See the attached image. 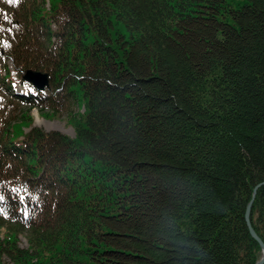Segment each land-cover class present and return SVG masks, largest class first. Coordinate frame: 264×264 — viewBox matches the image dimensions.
Masks as SVG:
<instances>
[{
	"label": "trees",
	"instance_id": "trees-1",
	"mask_svg": "<svg viewBox=\"0 0 264 264\" xmlns=\"http://www.w3.org/2000/svg\"><path fill=\"white\" fill-rule=\"evenodd\" d=\"M7 60L51 87L0 118V264L260 259L264 0H0Z\"/></svg>",
	"mask_w": 264,
	"mask_h": 264
},
{
	"label": "rangeland",
	"instance_id": "rangeland-1",
	"mask_svg": "<svg viewBox=\"0 0 264 264\" xmlns=\"http://www.w3.org/2000/svg\"><path fill=\"white\" fill-rule=\"evenodd\" d=\"M47 7H49L48 4ZM5 65L8 67V71L11 74V79L16 82V85L14 88H11L9 90L6 85H1L0 80V118L2 117L6 121L12 120L13 118L19 120L20 116L24 112H27V110H29V107L24 104L21 100H19V98L13 95H19L17 93L22 92H30L33 90V87L31 84H28L27 82L23 81V78H20L19 74L15 73L11 60H7L5 62ZM0 73L1 76H4L7 73L1 63ZM49 89L50 88H47V91H50ZM72 111L73 115L79 112H83L77 106H74L72 108ZM28 114L32 117V128H40L44 129L45 131H58L70 137L75 136V129L69 122V115L67 112H62L57 117L50 116L49 118L43 117L38 109H31ZM30 129L31 128H25V132H28ZM0 237H2V235H0ZM20 239V246L22 248H27V239L24 236H20Z\"/></svg>",
	"mask_w": 264,
	"mask_h": 264
},
{
	"label": "water",
	"instance_id": "water-1",
	"mask_svg": "<svg viewBox=\"0 0 264 264\" xmlns=\"http://www.w3.org/2000/svg\"><path fill=\"white\" fill-rule=\"evenodd\" d=\"M23 80L27 83H30L38 91H44L47 88H50V75L48 73H42L40 71H35V70H28L26 74L23 76ZM261 185H264V183ZM260 186H258L255 189L254 196L252 200L250 201V203L248 204L247 209H246V214H245V219H246L249 232L251 236L253 237V239L258 242L262 250V255L255 264H264V242L260 238V236L257 234L256 230L253 227V223H252L253 204H254L256 194H257V189Z\"/></svg>",
	"mask_w": 264,
	"mask_h": 264
},
{
	"label": "snow or ice",
	"instance_id": "snow-or-ice-1",
	"mask_svg": "<svg viewBox=\"0 0 264 264\" xmlns=\"http://www.w3.org/2000/svg\"><path fill=\"white\" fill-rule=\"evenodd\" d=\"M0 199H2V197H0Z\"/></svg>",
	"mask_w": 264,
	"mask_h": 264
}]
</instances>
